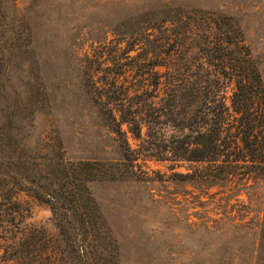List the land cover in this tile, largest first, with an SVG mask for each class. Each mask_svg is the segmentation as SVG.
I'll list each match as a JSON object with an SVG mask.
<instances>
[{
  "label": "trees",
  "instance_id": "trees-1",
  "mask_svg": "<svg viewBox=\"0 0 264 264\" xmlns=\"http://www.w3.org/2000/svg\"><path fill=\"white\" fill-rule=\"evenodd\" d=\"M10 1L0 0L2 38L13 32L5 23ZM203 13L189 15L164 0L138 28L125 31V37L140 45L138 57L145 65L134 87L119 83L125 64L115 61L108 66L100 57H87L84 86L119 143V158L113 161L71 160L53 143L37 141V109L13 95L17 92L11 86L9 68L0 67V222L9 223L3 229L11 241L5 247L0 243V249L4 247L0 264H121L119 241L90 185L136 176L123 126L140 139L144 128L151 130L154 121L148 117L154 110L174 114L180 108L185 115L171 122L181 133L170 141L174 160L205 166L173 177L206 188L245 192L250 211L261 205L262 218L230 223L231 237L219 240L218 248L225 253L202 264H264V79L243 28L230 26L217 13ZM192 18L203 23L191 22ZM195 25L197 29L201 25L202 41L194 55L198 61L187 67V40ZM186 69L192 73L180 78ZM97 74H101L100 86L94 80ZM228 84L233 85L230 100L224 93ZM20 192L53 210L59 232L53 255L40 249V241L33 236L16 243L30 211L16 199ZM248 239L250 252L244 251Z\"/></svg>",
  "mask_w": 264,
  "mask_h": 264
},
{
  "label": "rangeland",
  "instance_id": "rangeland-1",
  "mask_svg": "<svg viewBox=\"0 0 264 264\" xmlns=\"http://www.w3.org/2000/svg\"><path fill=\"white\" fill-rule=\"evenodd\" d=\"M163 1H10L5 23L13 32L2 38L5 27L0 26V67L9 68L10 83L17 92L13 95L37 109L34 132L37 141L53 143L71 160L119 158L117 137L99 115L93 96L84 86V64L87 57H100L108 66L115 61L123 63L125 75L119 83L134 87L140 82L145 65L138 57L140 45H134L124 33L138 28ZM169 2L189 15L217 13L216 17H222L230 26L239 24L264 79V0ZM193 19L190 21L203 23L202 19ZM198 28L192 27L191 38L187 40L190 46L186 51L187 67L198 61L194 55L197 43L202 41L201 25ZM159 70L165 72L164 68ZM191 73L192 70L186 69L180 78L187 79ZM100 75L94 78L99 86ZM224 91L230 100L233 85L228 84ZM185 113L183 108L174 114L154 110L148 119L155 123L150 131L143 129L140 139L123 126L136 176L90 185L106 223L119 241L121 264H192L194 260L202 264L206 258L225 253L218 248L222 244L219 240L231 237L230 223L262 218L261 205L250 211L245 192L220 186L206 188L173 177L174 173H192L205 166L174 160L170 141L181 133L171 122ZM2 198L0 192V201ZM16 199L30 208L20 225L16 243L33 236L40 241V249L53 255L59 233L53 210L26 193H18ZM8 224L0 222V243L4 247L11 244L3 229ZM250 249L248 239L244 251Z\"/></svg>",
  "mask_w": 264,
  "mask_h": 264
}]
</instances>
